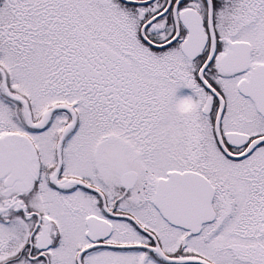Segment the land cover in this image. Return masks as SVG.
Wrapping results in <instances>:
<instances>
[{
  "label": "snow or ice",
  "instance_id": "obj_1",
  "mask_svg": "<svg viewBox=\"0 0 264 264\" xmlns=\"http://www.w3.org/2000/svg\"><path fill=\"white\" fill-rule=\"evenodd\" d=\"M0 264H264V0H0Z\"/></svg>",
  "mask_w": 264,
  "mask_h": 264
}]
</instances>
